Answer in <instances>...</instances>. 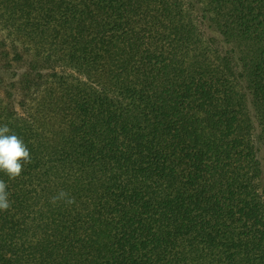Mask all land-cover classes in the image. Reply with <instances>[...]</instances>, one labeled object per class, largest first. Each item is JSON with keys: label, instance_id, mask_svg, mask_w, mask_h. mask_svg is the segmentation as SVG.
Here are the masks:
<instances>
[{"label": "trees", "instance_id": "1", "mask_svg": "<svg viewBox=\"0 0 264 264\" xmlns=\"http://www.w3.org/2000/svg\"><path fill=\"white\" fill-rule=\"evenodd\" d=\"M5 124L0 264H264V0H0Z\"/></svg>", "mask_w": 264, "mask_h": 264}, {"label": "clouds", "instance_id": "2", "mask_svg": "<svg viewBox=\"0 0 264 264\" xmlns=\"http://www.w3.org/2000/svg\"><path fill=\"white\" fill-rule=\"evenodd\" d=\"M28 163H31V156L23 140L14 133L10 134L6 124L0 126V172L14 179L21 175L23 166ZM58 200H65L69 205L74 203V198L64 191L53 197V202ZM10 206L7 184L0 180V211L8 210Z\"/></svg>", "mask_w": 264, "mask_h": 264}]
</instances>
